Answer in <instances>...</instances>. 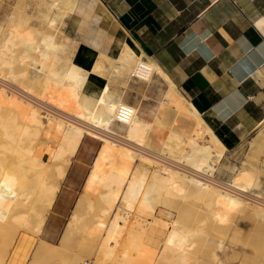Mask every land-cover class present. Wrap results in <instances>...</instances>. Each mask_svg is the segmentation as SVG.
I'll use <instances>...</instances> for the list:
<instances>
[{"label": "bare ground", "instance_id": "6f19581e", "mask_svg": "<svg viewBox=\"0 0 264 264\" xmlns=\"http://www.w3.org/2000/svg\"><path fill=\"white\" fill-rule=\"evenodd\" d=\"M47 2L49 13L45 23L54 27L58 15L63 16L62 9L72 11L75 0ZM7 30L3 46L25 44L36 64H54L55 50L61 47L55 41L57 35L42 34L25 20L13 18H9ZM24 56L26 52L19 55L21 61ZM100 56L89 66V75L72 63L66 70L61 69L62 74L57 73L61 75L58 79L53 78L55 72L50 70L52 77L41 80L35 90L12 81L19 76L28 77L36 69L20 74L10 69L4 74V67L12 68V64L0 56V109L12 115L9 119L13 120V125L3 127L1 134L12 142L16 139L10 151L19 154L0 160V228H9V234L6 233L11 236L8 239L2 233L6 236L3 240L8 241L0 242V264H6L19 230L35 236L41 234L72 160L87 136L96 137L102 146L91 164L83 193L59 244L41 240L30 264L38 260L44 264H77L78 260L83 264L189 262L194 239L204 232L203 228L181 226L179 218L169 222L157 217V198L197 201L209 209L212 221L220 225H228L246 213L256 226L264 229V201L253 189L254 173L239 168L226 185L205 181L227 148L158 65L151 58L146 61L136 56L129 45H124L117 58ZM105 62L113 70L112 81L122 86L127 82L125 71L145 82H150L154 74L165 81L169 89L152 121L129 105L132 117L123 125L125 132L120 133L114 125L116 110L125 103L122 96H113L108 83L93 100L85 94L88 80L107 79L103 75L107 69L97 70ZM174 122L181 129L172 130ZM263 123L264 119L259 125ZM40 134L57 145L45 149L35 146ZM43 153L48 155V161L42 160ZM228 229L233 226L228 225ZM241 240V235L234 232L228 249L215 251L211 264H244L242 255L237 262L231 258L232 244ZM206 242L219 241L208 238ZM85 253L93 256L91 263L82 256ZM249 264H264V259L257 258Z\"/></svg>", "mask_w": 264, "mask_h": 264}, {"label": "crops", "instance_id": "0c3cea01", "mask_svg": "<svg viewBox=\"0 0 264 264\" xmlns=\"http://www.w3.org/2000/svg\"><path fill=\"white\" fill-rule=\"evenodd\" d=\"M62 30L86 48L85 71L100 54L117 58L124 45L151 58L231 156L254 139L264 119V0H75ZM144 82L90 79L85 94L93 100L108 83L152 121L169 88L156 74Z\"/></svg>", "mask_w": 264, "mask_h": 264}, {"label": "rangeland", "instance_id": "374dc122", "mask_svg": "<svg viewBox=\"0 0 264 264\" xmlns=\"http://www.w3.org/2000/svg\"><path fill=\"white\" fill-rule=\"evenodd\" d=\"M47 1L48 0H0V56L1 58L10 61L12 64V68L5 66L3 73L7 74L10 69L17 74H20L25 70L36 69L37 72H31L28 77L19 76L14 82L12 81L13 84L15 83L25 89H37V85L41 80H43L45 77H52V73L49 72L50 70H54L55 72L53 78L58 79L61 76L58 74H62L69 64L72 63L75 64L83 74L89 75L88 68L90 65L94 64L96 60L92 59L90 65H88V68L85 71L82 67V62L86 55V48L83 46H79L77 48L75 44L71 43V41L64 36L62 30L63 21L68 16L70 11H65V9H62L63 16L58 15L54 27H48L46 25V16L49 13L47 11ZM9 18H13L14 20H25L27 25H30V27L32 26L33 30L39 31L42 34L50 33L55 36L57 35L55 37V41L60 43L61 47L55 50L56 57L54 59L55 62L53 65L47 67L41 65L40 63L36 64V62L33 61L34 57L30 56L33 55L31 49L25 44L12 45L11 43H7L6 46H3V40L9 31L7 30ZM40 38L41 35L38 36V39ZM22 52H26V56H24L23 60L21 61L19 55ZM100 57L101 56L99 55L98 58ZM61 69L64 70L62 71ZM106 69L107 72L103 75L108 79L109 82H111L114 80L111 79L114 76L112 75L113 70L111 66L107 65L105 62L104 65H102L97 70L102 71ZM125 72L126 73H124V77L126 76V79L128 80L130 77L129 71ZM96 77H98V75ZM85 89L87 88L85 87ZM114 94H117V92L112 91L113 96ZM11 116L12 115L8 114L6 111L0 109V160H4L11 154L14 156L19 155L18 153H12L10 151L12 148V143L16 139L12 142L11 139L3 137L1 134L3 127L13 125V120L9 119ZM173 117L174 115L171 113L170 119ZM116 124L118 123L115 122V125ZM118 125L120 126V124ZM125 128L123 129L122 133L125 132ZM171 128L172 130L181 129L175 122L171 124ZM253 137L254 139L252 141L243 143L232 156L227 153V150H225L221 161L219 164H216L215 175L220 180H224L229 183L236 174L237 169H248L256 176L253 189L258 195L261 196L262 200L264 201V123L258 127V130L253 135ZM22 139H24V137H22ZM36 140L37 142L34 140L35 146L42 145L43 149L47 148L48 146L57 145L56 142L47 139L43 134H40ZM100 146H102L101 142L96 137L87 136L84 138L77 157L72 160L70 168L68 169L65 181H63L64 183L61 185V190L59 191L55 203L50 210L51 213L50 211L48 213L47 220L41 234L35 236L24 232L23 230H19L16 238V244L14 247L12 246L10 248L11 250L9 256L7 257L6 264H30L33 262L35 257L34 252L41 240L51 244H59L60 239H62V233L70 218V215L72 214V210L76 204V201L83 193V184L85 183L84 180L88 171L90 170L92 160ZM7 153L10 154L8 155ZM42 160L48 161V155L46 153H43ZM195 202L193 200H179L178 198L172 199L170 201L160 200L157 198L154 201L156 209L155 215L157 217H162L164 220L169 222L175 221L179 218L181 219V226L186 225V227L189 228H203L204 232L197 235L194 239L195 243L194 247L191 249V260L182 264H209V262L211 264V260L214 261L215 251L221 252L223 249H228V244H231V237L234 232L240 234L242 240L241 242L232 244L234 248L232 249L231 258L233 261L237 262L241 255L244 264H249L257 258L264 259V229L256 226L254 222L248 218L246 213L235 217L232 221H229L228 225L233 226V229H228V225H220L213 222L209 209H207V207L204 205L200 206L197 201ZM147 219L152 222L151 217H147ZM235 221L238 226L235 224ZM8 230L9 228L6 227H3V229L0 228V242H4V244H6L8 239L11 237L8 235ZM3 232L5 235L8 233V239L6 238L3 240V237H6L5 235L2 236ZM76 238H78V236ZM208 238H214L219 242L216 244H209V242H206V239ZM1 248L2 247L0 246V249ZM84 255L85 259H88L90 263L93 261L92 255L89 256V253H85L82 256ZM44 263V261L40 260L35 262V264ZM174 263L179 264L173 261L166 262L165 264ZM77 264L83 263L81 260H78Z\"/></svg>", "mask_w": 264, "mask_h": 264}, {"label": "built area", "instance_id": "2783aa9c", "mask_svg": "<svg viewBox=\"0 0 264 264\" xmlns=\"http://www.w3.org/2000/svg\"><path fill=\"white\" fill-rule=\"evenodd\" d=\"M129 105L130 104L124 103V105L118 107L119 109L116 110V119H115L116 123L120 125H125L127 121L131 119L132 111ZM215 174H216V171H214L212 175H208L205 181L211 184H218V185L228 184L227 181L220 180Z\"/></svg>", "mask_w": 264, "mask_h": 264}]
</instances>
